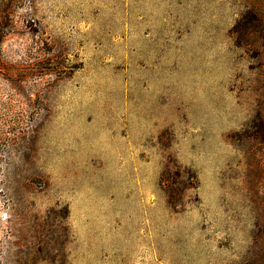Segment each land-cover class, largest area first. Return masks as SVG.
<instances>
[{
	"label": "rangeland",
	"instance_id": "374dc122",
	"mask_svg": "<svg viewBox=\"0 0 264 264\" xmlns=\"http://www.w3.org/2000/svg\"><path fill=\"white\" fill-rule=\"evenodd\" d=\"M0 264H264V0H0Z\"/></svg>",
	"mask_w": 264,
	"mask_h": 264
}]
</instances>
